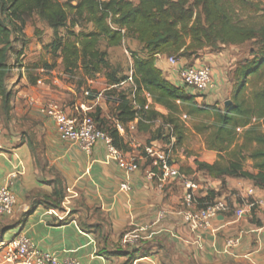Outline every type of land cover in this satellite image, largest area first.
Masks as SVG:
<instances>
[{"label":"crops","instance_id":"obj_1","mask_svg":"<svg viewBox=\"0 0 264 264\" xmlns=\"http://www.w3.org/2000/svg\"><path fill=\"white\" fill-rule=\"evenodd\" d=\"M212 50L202 53L201 64L223 62L225 53ZM178 63L188 64L183 59ZM156 67L168 72L166 79L172 84L181 86L165 57L156 60ZM212 76L215 87L205 93L206 98L223 88L224 79H219L216 70ZM13 93L15 103L9 101L7 114L0 105V187L11 184L16 205L11 216L0 219L1 240L7 231L11 238L22 235L39 252L55 254L60 260L77 259L80 264H264V207L245 206L252 199L264 201V191L250 180H218L198 171L195 162L212 164L217 159L204 143L195 157L188 158L180 154L182 147L175 146L173 162L188 181L200 186L194 197L213 191L219 194L216 199L244 213L238 218L232 213L221 215L210 229L194 234L182 222L181 182L173 180L159 189L156 181L146 178L149 163L142 148L147 136L131 128V137L119 132L129 147L124 154L137 160V170L127 174L102 143L85 154L74 143L60 141L52 121L38 109L50 102L65 113L88 112L96 104L103 110L106 104L100 102L101 96L97 103L76 98L65 101L43 86ZM17 96L27 102H18ZM155 110L166 114L160 106ZM16 125L23 128L17 131ZM152 143L163 147L160 141ZM123 183L129 191L120 189Z\"/></svg>","mask_w":264,"mask_h":264},{"label":"trees","instance_id":"obj_2","mask_svg":"<svg viewBox=\"0 0 264 264\" xmlns=\"http://www.w3.org/2000/svg\"><path fill=\"white\" fill-rule=\"evenodd\" d=\"M32 15L53 32L51 53L60 55L65 73L71 75L80 70L89 79L103 75L106 92L93 90L86 98L93 101L101 96L106 105L112 106L113 117H104L99 106L89 110L87 116L110 136L115 148L123 153L129 151L116 124L125 133L127 126L133 125L137 134L147 136L145 146L153 141L167 146L171 137L175 139L174 146H179L184 143L189 119L205 116L210 123L193 125V132L206 136L205 148L215 152L217 159L212 164L195 162L197 170L218 180H250L264 191V87L252 93L249 103L241 99L246 80L264 67L261 0H0V99L5 114L9 111L10 96L5 86L10 73L7 61L12 36L8 25L21 26ZM83 25H91L92 30L69 31L72 39H57L59 29ZM127 38L135 40L146 53L145 58L132 57V98L117 88L127 78L118 77L119 70L99 48L101 40L112 48ZM247 42L255 43L257 52L252 59L237 66L230 104L222 109L198 105L199 95L172 84L166 79V72L156 67L158 56L186 60L192 63L184 65L189 67L194 66L206 49ZM36 83L30 81L31 85ZM155 106L162 107L166 114L157 112ZM158 121L160 125L152 130ZM164 127L169 128V138L162 135ZM244 153L249 154L255 173L244 169ZM217 196L207 191L205 197L194 198L197 207H202Z\"/></svg>","mask_w":264,"mask_h":264},{"label":"rangeland","instance_id":"obj_3","mask_svg":"<svg viewBox=\"0 0 264 264\" xmlns=\"http://www.w3.org/2000/svg\"><path fill=\"white\" fill-rule=\"evenodd\" d=\"M261 1L264 4V0ZM8 26L12 30L11 52L8 55L7 61L10 66V73L5 79V86L10 94L9 101L12 100V102L15 103V95L13 92L17 93L23 89H28L29 86L48 87L53 90L55 95L63 96L65 101L67 99H72L73 101L75 100L74 98L77 100L87 99L86 97H88L90 91L93 90L100 92L101 94L106 92L107 87L102 74L95 75L93 78L89 79L84 76L80 70L74 71L71 75L65 73L60 55L57 54L53 56L51 53V45L55 39L53 32L49 30L45 22L39 20L36 15H32L31 17L27 18L25 23L21 26ZM91 30V25H83L82 28H71L70 26H67L66 28L58 30L57 39H61L63 41L72 39L69 37V31L77 33L79 31L89 32ZM99 48L100 50L107 53V60L111 65L119 70L118 77L123 79L128 77V73L132 67L133 55L139 58L146 57V53L143 51L142 46H140L135 40L131 38L125 39L124 43L120 46L112 48L107 47L105 41L101 40L99 43ZM215 50L217 52L216 54H218L219 51L225 53L222 58L223 60L221 59L223 61L221 64H201L202 60L200 57L197 60L199 62L197 65L201 64L209 66L212 73L213 70H216L219 79H224L222 82L223 88H220L216 93L211 94L209 98H206V96L198 97L196 102L198 105L203 107L215 106L222 109L225 107L226 102L231 101V95L236 83L234 79V72L237 66L242 64L244 61L252 59L257 52V47L255 43L247 42L240 46H222L218 49H213L212 51L215 52ZM188 65H192V63ZM33 80L37 82L36 85L30 84V81ZM126 81L127 80H122L117 88L124 91L130 98H132L134 88L131 85H128ZM263 87L264 67L259 71L258 74L251 76L246 80V88L244 93L241 95V99H243L246 103H249L252 93L261 90ZM186 90L187 92L190 91L188 89ZM20 97L21 96H17L18 102H27V99ZM99 100V98L96 99V103L99 102ZM103 101L104 99L100 100V102ZM49 104L51 103L47 102L40 104V106ZM0 105L1 108H3L1 99ZM12 107V110H14L15 104ZM95 107H98V104H96ZM111 108L112 106L110 105L104 106V109L102 110L104 117L112 119L114 112ZM92 109H94V107L91 108V110ZM210 121L211 120L208 117L200 116L193 118L192 120L189 119V121L186 123V136L184 143L177 147L178 149L182 147L184 150L183 154H181L184 158L195 157V153L201 151L199 144L204 143L205 141L206 136L198 135L193 132L192 126L202 125L203 123L209 124ZM159 125L160 121L154 125L152 130H155ZM16 126L17 128L15 130L17 131L23 128V125ZM131 126L132 125L127 126L128 131L127 133L124 132L125 134H129V131L133 130H129ZM11 128L14 129V127ZM154 134L156 135V133ZM162 135L169 138V128L164 127L162 129ZM129 136L131 137V134H129ZM168 140L170 143L171 139ZM238 143H241L240 139L238 140ZM183 145H185V147ZM243 167L250 173L256 172L253 169V162L249 159L248 153H244ZM10 238L11 235L7 231L4 235V239L9 240ZM0 241L2 240L0 239Z\"/></svg>","mask_w":264,"mask_h":264},{"label":"built area","instance_id":"obj_4","mask_svg":"<svg viewBox=\"0 0 264 264\" xmlns=\"http://www.w3.org/2000/svg\"><path fill=\"white\" fill-rule=\"evenodd\" d=\"M160 56L157 57L159 59ZM170 72L176 77V82L186 89L202 97L205 93L212 91L215 87L212 71L207 65L184 66L178 63L174 57L165 58ZM167 77L168 72L166 73ZM128 85L133 87L132 71L130 69L127 77ZM39 113L50 119L54 124L58 138L62 142L74 143L82 152L90 154L97 143H102L112 161L116 166L127 174L137 170L135 157H127L112 144L108 134L99 130L94 121L87 116L85 109H77L74 113H65L57 104L38 106ZM118 132L123 129L116 124ZM131 129H134L133 125ZM175 139L171 137L167 146L159 147L149 144L142 148L145 161L150 162L146 172L149 181H156L158 188L162 189L170 181L178 180L183 186V210L181 218L184 226L194 234L210 229L212 222L219 216L232 213L235 217H241L244 213L242 208L231 209L225 200L216 199L202 207H197L194 195L199 190V185L188 181L180 173L173 162L175 154ZM180 154H183L180 151ZM122 191H129L128 184L120 185ZM252 197V190L247 192ZM16 205V198L11 190V184L0 187V219L11 216ZM248 208L264 207V201L252 199L245 204ZM230 244L232 242H229ZM0 254L3 264H80L77 259L60 260L52 253L39 252L29 239L22 235H16L9 240L0 241Z\"/></svg>","mask_w":264,"mask_h":264},{"label":"water","instance_id":"obj_5","mask_svg":"<svg viewBox=\"0 0 264 264\" xmlns=\"http://www.w3.org/2000/svg\"><path fill=\"white\" fill-rule=\"evenodd\" d=\"M229 104H230V102H226V103H225V106H228Z\"/></svg>","mask_w":264,"mask_h":264}]
</instances>
